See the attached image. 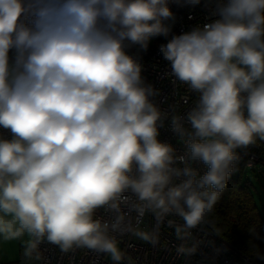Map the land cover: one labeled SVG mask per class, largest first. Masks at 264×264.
Here are the masks:
<instances>
[{
	"label": "clouds",
	"instance_id": "1",
	"mask_svg": "<svg viewBox=\"0 0 264 264\" xmlns=\"http://www.w3.org/2000/svg\"><path fill=\"white\" fill-rule=\"evenodd\" d=\"M169 4L0 0V241H18L27 261L39 262L48 243L119 264L111 233L126 230V192L141 216L174 213L196 228L226 189L236 150L264 141V0H216L214 18L179 34L166 23ZM159 37L167 75L198 94L171 118L186 155L158 139L160 90L130 51Z\"/></svg>",
	"mask_w": 264,
	"mask_h": 264
},
{
	"label": "built area",
	"instance_id": "2",
	"mask_svg": "<svg viewBox=\"0 0 264 264\" xmlns=\"http://www.w3.org/2000/svg\"><path fill=\"white\" fill-rule=\"evenodd\" d=\"M181 2L183 3V0ZM215 2L216 0H201L196 6H178L170 0L169 6L175 19L166 23L172 25V32L176 34L189 31L198 24L202 26L203 23L209 22L208 18H214L211 14ZM165 42L163 37L153 38L147 51L140 50L138 46L130 51L137 55L143 65L142 76L145 83L160 90V95L155 97V101L166 115L160 122L158 139L171 144L177 156L186 155L187 137L182 138L172 130L171 118L176 114L185 115L194 106L198 94L191 91L187 84L167 75L170 69L158 51L159 45ZM236 152L239 159L234 163V171L228 182H241L248 168L259 173L264 170V147L258 142L247 148L237 149ZM189 164L201 174L207 170L199 161H189ZM176 166L184 167L179 162ZM124 195L129 197L126 203H121V210L126 213L122 227L126 230L111 233L123 252V259L119 264H264L242 253L211 230L206 220L196 228L186 229L182 218L174 213L159 218L151 210H146L141 216L132 207L137 202L135 196L130 192ZM96 215L110 223L114 222L116 217L115 213L105 212L104 209L97 210ZM137 230L148 232L156 242L144 241L137 237L134 234ZM40 250L39 262L27 261L22 251L19 264H114L107 254L86 249L64 253L58 246L42 243Z\"/></svg>",
	"mask_w": 264,
	"mask_h": 264
},
{
	"label": "trees",
	"instance_id": "3",
	"mask_svg": "<svg viewBox=\"0 0 264 264\" xmlns=\"http://www.w3.org/2000/svg\"><path fill=\"white\" fill-rule=\"evenodd\" d=\"M264 147V141H257ZM206 223L242 253L264 262V215L247 182H228Z\"/></svg>",
	"mask_w": 264,
	"mask_h": 264
},
{
	"label": "rangeland",
	"instance_id": "4",
	"mask_svg": "<svg viewBox=\"0 0 264 264\" xmlns=\"http://www.w3.org/2000/svg\"><path fill=\"white\" fill-rule=\"evenodd\" d=\"M247 182L253 195L254 202L259 211L264 215V170L254 172L248 168L242 177L241 183ZM23 246L18 241H0V264H19ZM111 259L109 256H107Z\"/></svg>",
	"mask_w": 264,
	"mask_h": 264
}]
</instances>
